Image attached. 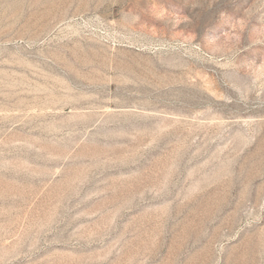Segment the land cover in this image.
Returning <instances> with one entry per match:
<instances>
[{
	"label": "rangeland",
	"instance_id": "obj_1",
	"mask_svg": "<svg viewBox=\"0 0 264 264\" xmlns=\"http://www.w3.org/2000/svg\"><path fill=\"white\" fill-rule=\"evenodd\" d=\"M0 264H264V0H0Z\"/></svg>",
	"mask_w": 264,
	"mask_h": 264
}]
</instances>
